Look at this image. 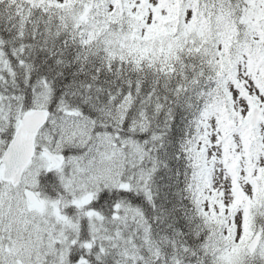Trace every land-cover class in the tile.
Here are the masks:
<instances>
[{"label": "snow or ice", "instance_id": "6c2138e0", "mask_svg": "<svg viewBox=\"0 0 264 264\" xmlns=\"http://www.w3.org/2000/svg\"><path fill=\"white\" fill-rule=\"evenodd\" d=\"M0 264H264V0H0Z\"/></svg>", "mask_w": 264, "mask_h": 264}]
</instances>
